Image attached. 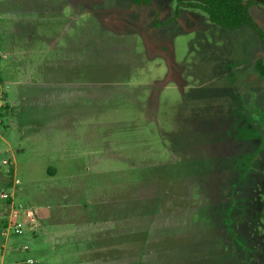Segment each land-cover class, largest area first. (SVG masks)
<instances>
[{
    "label": "rangeland",
    "instance_id": "374dc122",
    "mask_svg": "<svg viewBox=\"0 0 264 264\" xmlns=\"http://www.w3.org/2000/svg\"><path fill=\"white\" fill-rule=\"evenodd\" d=\"M69 1L0 0V264H264V77L218 89L243 39L187 23L169 62ZM17 210L39 236L2 234Z\"/></svg>",
    "mask_w": 264,
    "mask_h": 264
},
{
    "label": "flooded vegetation",
    "instance_id": "af4514ba",
    "mask_svg": "<svg viewBox=\"0 0 264 264\" xmlns=\"http://www.w3.org/2000/svg\"><path fill=\"white\" fill-rule=\"evenodd\" d=\"M190 2L200 3L202 2V0H182V1L174 0L175 5L172 10L173 17L165 21H162L163 18L161 14L160 5L169 4V0H151L148 3H141V4H136L132 2V0H93L90 6H92V8L97 9L95 10L97 12H103V11L107 12L108 11L107 14L103 13L106 16H108V18L110 17L115 18L114 16H116L117 14V18L119 19L120 22L122 21L123 24H124L125 19L127 21L129 20V23L127 26L131 27L130 29H132V27L137 26L135 25L136 24L135 19L140 15V11H139L140 8L148 6V10L144 11L143 16L145 15V18H148L146 21L148 24L145 26L146 27L149 26V28H147L141 34L143 35L147 33V36H145L144 38L146 37H149V39L154 38L158 44H164V46L162 47V50H159L158 54L165 55L168 58V61L170 62V60L173 61V57L171 55L172 51L170 50L171 37L173 33H176V32L179 33L183 31L185 28L184 26H187V23L189 24V26L197 25L198 26L197 28H202V29L211 28L212 24H214L215 26L223 27L213 22L210 19L208 13H206L203 9L199 7H195V6H190L189 4ZM244 3H249V12L251 16L254 18L255 22L259 25V27L264 30V25H263L264 21L262 22L259 19H256L253 13L251 12V7L252 8L260 7V9H262L261 5H264V2L262 0H244ZM128 7H129V10L134 11L132 14L131 13L128 14V12H125L124 14L123 12L118 11V10H125ZM151 10H152V13H151ZM113 11L115 12V14ZM116 11L118 12L116 13ZM201 13H204V15H206L208 19L207 21H209V25L207 22L205 23V25L202 24L200 17L203 16V14ZM125 16L126 18H124ZM245 25L252 28V30L257 34L261 42V54L259 55V53L256 52V58L253 63L252 72L250 76L247 78L245 85H243L241 88V90H246V91L251 92V88L255 89V87H253L252 84H259L260 86L262 84L261 77L263 76L259 75L256 69V62L257 60L264 58V51L262 47V41H261V38L257 30L253 28L252 26H250L249 24H243L241 27ZM228 30H235V29H228ZM133 32H136V31H133Z\"/></svg>",
    "mask_w": 264,
    "mask_h": 264
},
{
    "label": "crops",
    "instance_id": "0c3cea01",
    "mask_svg": "<svg viewBox=\"0 0 264 264\" xmlns=\"http://www.w3.org/2000/svg\"><path fill=\"white\" fill-rule=\"evenodd\" d=\"M69 4H70V6L72 8H75L76 10H78L80 6L83 7L86 11H95V10H97L95 8H92V6H90V5L88 7L85 0H70ZM174 5H175L174 0H169V4L160 5L161 14H162V18H163L162 21L169 20V19H171L173 17L172 10L174 8ZM145 10H148V6L140 8V10H139L140 11V15L135 19V21H136L135 25H137V26H145V25L148 24L146 22L148 18H145V15L143 16ZM114 17L115 18H111L110 17L111 18L110 20L114 21L116 23V25L122 26L123 22L122 21L120 22L119 19L116 16H114ZM219 27L220 26H218L217 29H219ZM211 29L214 30L215 32L217 30L216 26L214 24H212ZM222 31H224V32H226V31L237 32L238 35H240L239 38L243 39L242 42H239L238 50H237V53H236V56H235V57H237L240 60L241 63H239L237 65H231L230 66V59H229L228 64H227V69L225 70V71H231L232 69L233 70L237 69V70H239V75H242V78L237 79L234 82H231V81H228V80L225 81V82L223 81L221 83V84H223V86L218 88L221 91H234L233 90L234 86H236L237 84L245 85V82H246L247 78L250 76V74L252 72L253 63H254L255 58H256V52H258L259 55L261 54V42H260L257 34L252 30V28H250L247 25H245L243 27H240L239 29H235V30H228V29L222 27ZM136 33H138V32H136ZM138 34H140V33H138ZM215 35L217 37L220 36V34H215L214 33V36ZM142 36L143 37L147 36V33L143 34ZM144 39L147 40L146 38H144ZM249 50H251V51L254 50V52L251 53V52H249ZM7 56H8V53H7ZM244 59H245V61H244ZM224 68H225V66H224ZM240 70L241 71L243 70V73ZM8 88H9V85H8ZM6 101H7V107H6L7 109L5 111L6 114L4 116V125L5 126H6V120L8 118V115L13 112L12 111L13 104L8 101V96H7ZM51 168L53 170L52 174H54L56 168L50 166L49 169H51ZM35 222L37 223L38 227H37L36 231L31 229V233H33V236L36 238L37 236H39L41 234V229H42L41 228L42 219H41V217L39 216L38 213H37V217H35ZM5 224H6V222L4 223V226H5ZM90 228H92V227H90ZM94 229H96L98 232L100 231V228H97V226ZM89 232L93 233V231H89ZM23 234H25V232ZM94 260H100V259L96 258Z\"/></svg>",
    "mask_w": 264,
    "mask_h": 264
},
{
    "label": "trees",
    "instance_id": "16d2710c",
    "mask_svg": "<svg viewBox=\"0 0 264 264\" xmlns=\"http://www.w3.org/2000/svg\"><path fill=\"white\" fill-rule=\"evenodd\" d=\"M150 1L151 0H132V2L136 4L148 3ZM262 1L264 2V0ZM189 4L190 6L203 9L208 13L213 22L228 29H238L243 24H249L259 33L264 51V30L259 27L251 16L249 12V3H244V0H202L200 3L190 2ZM256 69L259 75L264 77V58L257 60ZM3 115L5 116V114ZM226 223L231 233H233V219L230 216L226 218Z\"/></svg>",
    "mask_w": 264,
    "mask_h": 264
},
{
    "label": "built area",
    "instance_id": "2783aa9c",
    "mask_svg": "<svg viewBox=\"0 0 264 264\" xmlns=\"http://www.w3.org/2000/svg\"><path fill=\"white\" fill-rule=\"evenodd\" d=\"M7 57V53L4 52L0 48V62ZM8 88V85L5 84L1 78H0V128L2 123L4 122V112L5 108L7 107V97H6V90ZM6 162V161H5ZM2 198L5 200L9 199L11 197V194L8 192H3L1 194ZM22 206V205H21ZM18 211V212H17ZM14 211L10 215V219L6 222L2 234L5 236H11V235H21L26 231V228L32 229V224H33V212H30L31 218H24L23 215L21 214L20 210ZM22 250L28 251L30 250V246L28 244H25L22 246ZM28 263H33L35 261L34 258L29 257L26 260Z\"/></svg>",
    "mask_w": 264,
    "mask_h": 264
}]
</instances>
